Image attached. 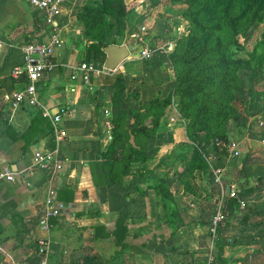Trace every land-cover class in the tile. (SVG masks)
Returning <instances> with one entry per match:
<instances>
[{
    "label": "crops",
    "instance_id": "obj_1",
    "mask_svg": "<svg viewBox=\"0 0 264 264\" xmlns=\"http://www.w3.org/2000/svg\"><path fill=\"white\" fill-rule=\"evenodd\" d=\"M84 2L61 0L56 18L60 45L52 57V70L37 82L40 107L33 108L27 104L13 107L5 95L18 87L11 72L21 62L20 46L45 41L50 31L43 14L24 0H0V160L14 172L12 181L0 180V264H37L41 257L46 264H210L207 257L213 254L210 255V238L206 235L208 218L201 219L199 204L217 199L216 184L206 182L200 173H194L196 179L191 178L192 173L189 183L183 186L177 175L173 176L163 184L172 190L170 198H163L171 206L165 212L152 209L149 193L145 192L150 184H157L155 177L169 173L165 155L172 148L177 149L175 141L180 140L179 125H163L168 108L157 121L153 140L142 143V132L127 137L128 142L132 136L141 142L135 147L141 146L146 158L149 144L158 148L153 164L146 166L145 160L143 171L141 165L136 166L139 173L123 175L107 189L104 183H95L99 153L111 140L110 102L101 86L105 84L100 79L102 75L83 83L76 74L84 49L92 43L81 28ZM121 41L122 38L114 44ZM130 52L120 62L121 67H128ZM144 91L137 90L136 100L125 98L121 107L143 111L140 106L146 103ZM55 114L59 117L57 125L64 132L58 139L52 124ZM36 150L55 151L60 169L52 174L34 169L31 158ZM188 154H182L181 159ZM216 160L217 156L210 166ZM252 166H243L248 176L255 170L264 173V167ZM175 168L172 165V173L182 174ZM220 175L222 178V172ZM226 185L235 188V184L227 182L224 189ZM49 189L54 190L55 213L48 217V228L40 230L36 214ZM222 201L231 210L226 197L220 198L221 206ZM183 203L187 204L185 209L181 207ZM136 204L141 208L137 209ZM119 214H124L126 232L117 243L102 233L113 230ZM228 224L236 225L227 222L223 235L234 230ZM37 238L44 242L42 254L38 252ZM232 242L231 246L223 243L216 247L218 256L223 258L217 264H232L228 255L240 247Z\"/></svg>",
    "mask_w": 264,
    "mask_h": 264
},
{
    "label": "rangeland",
    "instance_id": "obj_2",
    "mask_svg": "<svg viewBox=\"0 0 264 264\" xmlns=\"http://www.w3.org/2000/svg\"><path fill=\"white\" fill-rule=\"evenodd\" d=\"M98 2L99 0L84 2L82 18L84 21L87 20L85 24L89 27L88 20L93 19L94 21L87 33L90 34L102 26L104 31L108 32L106 42L110 44L118 43L122 38L127 43L131 42L138 45L137 47L145 45L151 50L150 57L143 59L136 49H132L126 61L129 62L128 67H121L119 63L116 69L107 71L100 77L105 83L101 86L107 91V98L113 89L111 85L116 80L124 84L126 100L127 98L136 100L137 90L145 89L144 101L146 103L140 106L143 111L136 114L137 121L141 124L146 122L147 126L142 133L145 137L142 143L145 140L149 142L154 139L157 121L163 117L165 108H168L169 115L166 121H163V125L169 123L174 126L179 125L181 128L180 140L175 141V143L178 142L177 149L172 148L169 153H165V164L171 170L168 171L169 173H164V177H155L157 184H150L145 189V192L149 193L148 201H151L152 209L160 208L162 212H165L171 208L163 198H170L172 190L163 184L171 180L173 176L177 175L178 183L184 186L189 183V176L192 173L191 178L194 179H196L194 173H200L199 175L203 176L206 182L215 185L213 170L222 172L221 185L224 186L227 182L235 184L237 195L239 192L252 189L245 200L237 197L238 200L243 201L242 208L262 204L264 202V173L255 170V174H252L253 171L248 176L245 170L243 171V160H249L250 163L246 165H253L252 169L264 167V37L262 33L264 20L251 22L244 31L242 28L239 30L236 28L229 31L232 34L223 32L218 35L216 45L222 54H226L228 68L227 83L219 88L218 80L221 72L212 66L218 59L214 54L209 53L214 43L205 42L201 31L196 30L194 23L190 21L189 17L193 9L189 7L188 0H122L125 8L121 17L125 24L123 37L118 35L119 30L115 18L102 12L98 13ZM101 22L112 23L110 31L106 26H100ZM131 33L134 34L132 38L129 36ZM89 48L84 49V59H92L97 64H102L104 54H99L93 48H91L93 52L89 54ZM250 86L253 87L252 92L246 95L244 101L241 97L234 100L225 98V90L231 89L230 91L234 92L237 97L239 89L245 92ZM191 87L193 93L189 98L178 96L180 91L183 92ZM252 97L255 99L250 101ZM181 100L185 102L184 104H188L186 113L180 110ZM207 108H212L213 112L206 113ZM169 117L173 120L171 121ZM153 119L156 120V125L151 127L150 122ZM125 125L123 124L119 129L123 132L121 139L125 140L124 153L134 157L136 156L134 152L138 148L141 149V146L138 148L135 146L140 145L141 142L137 141L135 136H132L131 142L127 141L128 131L123 129ZM195 132L198 135L196 145L192 141H187L189 137L192 139ZM227 139L236 142L238 152L236 156H228L227 151L216 143ZM169 143L171 145L172 141L170 140ZM147 147L149 155L147 158L145 156V164L150 166L154 162V151L158 148L151 144ZM191 149L197 151L200 159L205 163L200 165L197 162L198 165L189 174L187 173V160L181 159V156L185 152H191ZM215 156L217 160L211 166H207L206 164L212 162L208 160H213ZM172 165L177 167L174 170H182V174L179 171L172 173ZM114 171L119 175L120 163L115 164ZM215 186H217L214 191L218 194L217 199L215 198L216 200L210 203L202 201L199 204L202 206L200 210L202 209L203 213L201 219L207 220L213 208L220 203L219 186L217 184ZM186 205L183 203L181 207L185 209ZM135 206L137 209L141 208L138 204ZM222 208L226 214V223L232 221L236 225L228 224L234 230L232 232L228 230L222 239L214 238L208 241L209 249H211L210 255L214 253L216 247L223 246L225 243L231 246L232 241H235L240 247L228 255L232 258V264H264V223L254 225L255 220H259L260 217H251L247 224H243L239 220L243 210L241 207L229 210L228 206L224 207V201H222ZM262 217L264 218V215ZM238 220L239 224L236 223ZM252 236L255 237L254 242L248 243ZM258 249L261 251L251 254L252 251ZM214 258L216 264L223 260L220 256Z\"/></svg>",
    "mask_w": 264,
    "mask_h": 264
},
{
    "label": "trees",
    "instance_id": "obj_3",
    "mask_svg": "<svg viewBox=\"0 0 264 264\" xmlns=\"http://www.w3.org/2000/svg\"><path fill=\"white\" fill-rule=\"evenodd\" d=\"M189 7L193 9L191 16L189 17L190 21H192L195 25L196 30L201 31L202 38L205 42L210 41L213 44L212 48L210 49L209 53L214 54L218 61L213 64L214 68H218L221 72V76L219 77V88L225 86L224 84L227 83L226 75L227 73V62H226V54H222L219 50L218 46L216 45L218 40V35L220 33L226 32L229 33L230 30H234L237 28L243 29V31L247 28V26L253 21H262L264 20V0H188ZM97 8H99V12L103 14L109 15V17L115 18L117 20V27L119 30L118 35L122 36L125 33V24L121 19L122 15L125 12L124 5L122 0H99ZM83 11L81 12V28L85 35H88L92 40V43L89 44L87 48L91 51L93 48L99 54H104L101 48L105 45L110 43L106 42L108 32H105L101 25H104L108 28L112 26L110 22H101L100 26L96 28V30L92 33H87L88 29L93 26L94 21L93 19H89L88 22L90 23L89 27L85 24L87 22L83 20ZM110 31V30H109ZM219 32V33H218ZM218 33V34H217ZM263 37H264V28H263ZM92 49V50H93ZM88 50V52H89ZM82 61L88 62L89 59H83ZM103 63V62H102ZM13 81L18 85L17 88L21 85V80L12 78ZM112 92L109 95V102H110V116L109 122L111 125L110 129V136L111 140L106 146V148L99 153V160L97 162L98 165V174L95 176V183L100 184L104 183V187L107 189L109 185L116 182L119 177L127 174H137L139 173V168L136 166L141 165V170H144V162L146 160L144 156V152L142 149L138 148L135 151L134 157L131 154L124 153V144L125 140L121 139V135L123 132H120V127L123 124L125 125V131H128V135H135L137 132H144L147 129L145 124H141L137 121V111L133 108L124 109L121 107V102L126 98L124 95L125 86L120 80H116L112 85ZM194 88V86H192ZM186 88L183 92L180 91L178 96L180 98H189L193 93V88ZM14 88V89H17ZM218 88V89H219ZM217 89V90H218ZM253 87L247 88L245 92L242 90H238V96L236 97L234 92L230 90H225V98L227 100H234L239 99L241 97L242 101L246 98V95H249L252 92ZM255 99L254 97L250 98V101ZM182 101V100H181ZM185 102H181L180 110L183 113H186V109L188 104H184ZM134 110V111H133ZM213 112L212 108H207L206 113ZM188 114V113H187ZM190 119L192 117L189 116ZM156 125V120H151L150 126L153 127ZM124 131V132H125ZM195 132L192 139L189 137L187 138L188 141H192L196 145V140L198 135ZM128 137V136H127ZM221 138V137H218ZM203 140V139H202ZM198 142V141H197ZM193 143V144H194ZM222 147V146H221ZM223 148V147H222ZM225 149V148H223ZM218 156V155H217ZM183 160H187V173L191 174V171L194 167H196L197 162L204 164L205 162L200 159L199 153L193 149L189 152L188 155L183 156ZM204 162V163H203ZM116 163H120L121 171L116 174L114 171V166ZM250 163L249 160L244 159L243 164L246 165ZM208 166V164H206ZM103 185V184H102ZM252 191L251 188L239 192V197L242 200H245L248 192ZM238 196L229 197L227 196L226 199L228 200V204L231 209H239L238 203ZM240 222L243 224H247L251 217L256 218L257 216L260 217L259 220H255L254 225H262L264 223V202L262 204H258L253 207L245 206L242 208ZM211 213V212H210ZM209 218L207 220V227L209 223ZM226 214L224 216V221L219 223L216 227L215 231V238L222 239L224 231L226 229ZM126 232V227L124 224V214H119L115 221V225L112 231L103 232L102 235L106 237H112L115 242H119L120 239L124 236ZM260 235V232H258ZM206 235L209 237V231L206 230ZM255 237L252 236L248 243L254 242ZM222 246V245H221ZM261 250L252 251L251 254L255 252H260ZM213 259L211 264H216V260L214 257H219L217 251H214Z\"/></svg>",
    "mask_w": 264,
    "mask_h": 264
},
{
    "label": "built area",
    "instance_id": "obj_4",
    "mask_svg": "<svg viewBox=\"0 0 264 264\" xmlns=\"http://www.w3.org/2000/svg\"><path fill=\"white\" fill-rule=\"evenodd\" d=\"M31 7L43 14L44 21L49 29L48 38L45 41H31L20 46L21 50V62L19 65H15L12 68L11 76L14 79L21 80L19 88L10 91L5 95L6 100L10 102L13 107L27 104L33 108L40 107V102L37 96V82L42 76L51 71L53 68L52 57L56 48L60 45V39L57 34L58 21L57 17L60 12L61 0H24ZM131 38L134 34L129 35ZM1 42V41H0ZM120 44H124L128 51L136 49L139 56L143 59H148L151 55V50L145 45L132 44L131 42L121 41ZM138 48V49H137ZM108 69L104 68L102 64H92L90 61H81L76 70V74L79 76L83 83H88L92 77L98 78L100 75L105 74ZM59 117L57 114L52 116V124L56 133V138H60L64 132L59 129L57 121ZM218 145L225 148L228 156H236L237 144L231 139H227L224 142H216ZM209 162L212 159L208 160ZM210 166V163H208ZM31 166L36 170H41L46 173H54L60 169V164L55 158V151L36 150L32 154ZM214 174V182L219 186V197H233L236 196V189L233 185L229 186L227 195H225L224 187L221 185V175L218 170L212 171ZM14 179V172L10 169L9 165L0 160V180L12 181ZM54 197V190L49 189L46 193V197L43 201L42 208L36 214V226L40 230L48 228V217L55 213V209L52 206V200ZM239 207H243V202L238 200ZM224 210L222 206L216 205L210 215L208 223L209 238L213 240L215 238L216 227L219 223L224 221ZM38 245V252L42 254L44 248V242L42 239H35ZM208 262L212 259L211 256L207 257ZM37 264H46V259L41 257Z\"/></svg>",
    "mask_w": 264,
    "mask_h": 264
},
{
    "label": "water",
    "instance_id": "obj_5",
    "mask_svg": "<svg viewBox=\"0 0 264 264\" xmlns=\"http://www.w3.org/2000/svg\"><path fill=\"white\" fill-rule=\"evenodd\" d=\"M102 52L104 53V60H103V67L108 70H113L118 66L122 60H124L129 51L124 44H108L101 48ZM229 190V186H225V195H227Z\"/></svg>",
    "mask_w": 264,
    "mask_h": 264
}]
</instances>
